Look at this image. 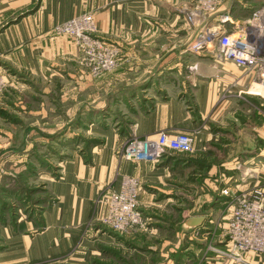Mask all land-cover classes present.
<instances>
[{
	"label": "crops",
	"instance_id": "obj_1",
	"mask_svg": "<svg viewBox=\"0 0 264 264\" xmlns=\"http://www.w3.org/2000/svg\"><path fill=\"white\" fill-rule=\"evenodd\" d=\"M261 4L264 0H228L207 17L193 13L194 22L189 23L186 15L193 12L191 0H0V75L15 77L20 83L21 76L45 79V71L50 72L48 77L62 71L67 78L68 100L72 99L76 74L70 62L75 47L66 35L55 34L53 28L76 15L92 13L98 37L115 43L119 49V68L105 79L106 89L112 88L110 95L115 97L108 95L99 101V106L85 108L82 116L90 109L106 111L118 104L133 111L129 136L144 139L154 138L161 131L186 132L193 136L194 150L167 153L158 163L125 162L117 156L126 142L125 133L98 131L91 119L89 130L99 132L102 138L89 151L91 163H84L79 154L68 159L61 177L51 185L57 201L43 213L45 228L33 236H21L7 228L4 231L7 246L0 253V264L44 259L69 250L81 235V225L94 212L100 190L119 175L128 173L140 179L144 190L139 194L138 204L142 211L172 206V198L178 197L174 187L192 190L189 168L192 172L208 170L211 178L204 187L207 191L214 188L215 175L223 171L227 175L224 186L231 192L254 187L264 190V95L253 94L257 90V70L218 59L215 44L199 53L188 49L203 27L226 29L227 22L236 27L247 21ZM222 15L227 16L224 23L220 22ZM65 65L66 71L61 69ZM21 90L41 94L40 99L33 97L41 103L44 93L49 91L27 85ZM148 95L151 97L147 99ZM157 95L168 96L162 99ZM174 95L190 105H180ZM191 108L194 115L189 111ZM76 120L75 115L73 125ZM66 135L69 137V130L62 136L70 141ZM195 153L210 156L214 161H194ZM160 184L163 189L157 188ZM118 187L117 183L109 190ZM205 197V211L184 214L180 220L186 223L190 217L202 216L201 225L193 228L206 229L214 221L220 228L227 227L228 197L221 194L227 201L224 207L228 208L223 216L217 214V208L223 205L215 199L216 191ZM152 218L162 220L156 214ZM191 238L187 235L184 239L188 240L186 249ZM86 244L85 253L93 247L90 241ZM226 244L227 241L224 248ZM84 262L83 256L58 264ZM204 264H264V253L248 252L243 262L217 257Z\"/></svg>",
	"mask_w": 264,
	"mask_h": 264
},
{
	"label": "rangeland",
	"instance_id": "obj_2",
	"mask_svg": "<svg viewBox=\"0 0 264 264\" xmlns=\"http://www.w3.org/2000/svg\"><path fill=\"white\" fill-rule=\"evenodd\" d=\"M194 4L195 0H191V10ZM189 14L188 12L186 16ZM187 22L193 23L194 18L187 19ZM228 24L225 26L226 30L237 34L239 27ZM55 27L53 32L57 34ZM92 35L102 41L104 46L91 44L87 36L76 35L71 38L66 35L75 47V56L70 63L75 70L76 82L72 84L75 89L73 94H70V97L72 96L70 100L66 93L67 78L62 75V71L50 77H48L50 72L45 71L47 73L45 79L21 76L23 82L20 83L15 77L0 75L2 83L0 86V253L7 246L6 233L4 234L7 228L21 236L22 234L33 236L45 228L43 213L49 211L52 204L57 201L51 185L61 177L63 167L69 162L68 159L79 154L84 163H91L89 151L95 144L101 142L99 140H102L98 135L99 132L89 130L88 122L91 119L90 123L96 126L98 131L110 130L113 133H125L126 142L117 151V156L122 161L137 162L125 157L126 150L132 143L147 139L127 134L130 133L133 111L124 106L120 107L116 104L106 111L94 108L82 116L85 108L99 106V101L108 95L115 97V94L110 95L112 88L106 89L105 79L115 74L119 68V49L115 43L98 37L96 22ZM61 69L66 71L67 65ZM26 85L33 89L40 87L45 91L49 90L43 95V103L33 100V97L40 99L41 94H36L33 90V93L27 94L21 90ZM151 95H148L147 99ZM165 96L157 95L156 97L164 99ZM174 99L185 107L190 105L178 100L176 95ZM151 100L153 101L149 98V101ZM189 111L194 115L195 110L191 108ZM75 115L77 120L76 125H73ZM80 117L82 120L78 119ZM68 130L70 135L66 137L70 138V141H66L62 136L68 133ZM73 131L75 134L72 133ZM193 151L192 148L191 152ZM195 155V158H192L194 161L199 160L204 163L214 161L207 155L199 156L197 153ZM163 156L158 160L148 161L158 163ZM187 171L191 172L193 178L192 186H190L192 190L174 187L173 191L178 197L172 198L174 202L172 206L163 205L156 210L148 207L146 211H142L138 204L142 213V224L128 231L119 230L108 218L107 201L110 194L117 190H109V188L117 183L120 186L126 174L117 176L116 181L100 190L95 200L94 212L86 223L81 225V235L69 250L44 259H26L13 264H58L83 256L85 264H204L212 258H225L220 252L224 251V243L228 240L226 226L220 228L217 225L218 222L214 221L206 229L189 228L184 226L185 222L180 219L184 214L187 216L205 211L207 209V204L204 203L205 195H212L215 191V199H219V205H223L217 208V214L223 216L228 208L224 207V205L227 206V201L221 198V194L229 199V195L245 191H229L224 186V179L227 177L225 171L215 175L214 188L208 191L204 189L206 182L211 178L207 169L192 172L193 170L189 168ZM127 175L134 177L128 173ZM137 180L138 202L139 194L144 188L140 179ZM168 183L173 182L164 184ZM198 184L203 185L202 188L195 189L194 186ZM157 188L163 189V184L158 185ZM201 202L203 204L198 207ZM180 211L183 214H174ZM155 214L162 220L155 221L152 218ZM187 235L192 237L188 249L185 246L188 240L184 241ZM86 241H90L93 247L91 251L85 253ZM200 245L202 248H199Z\"/></svg>",
	"mask_w": 264,
	"mask_h": 264
},
{
	"label": "built area",
	"instance_id": "obj_3",
	"mask_svg": "<svg viewBox=\"0 0 264 264\" xmlns=\"http://www.w3.org/2000/svg\"><path fill=\"white\" fill-rule=\"evenodd\" d=\"M225 1L195 0L193 12L187 19L192 20L193 13L207 17ZM225 21L227 16H220V22ZM94 26L93 15L85 13L55 27L54 30L57 34H65L71 38L76 35L87 36L91 44L104 46L102 41L92 35ZM236 26L239 27V31L233 40L228 30L222 27L203 28L188 49L193 53H199L215 44L219 59L234 61L239 67L248 70H257V90H253V94L264 95V4L254 9L247 21ZM1 84L0 78V86ZM192 146L193 136L189 133L171 134L161 131L155 138L132 143L127 148L125 157L136 161L158 160L169 152L190 153ZM138 189V180L125 175L119 188L108 198V218L119 230L128 231L142 224V213L137 202ZM228 207V240L220 254L226 259L243 262L244 255L248 252L264 253V190L254 187L249 191L229 195Z\"/></svg>",
	"mask_w": 264,
	"mask_h": 264
},
{
	"label": "water",
	"instance_id": "obj_4",
	"mask_svg": "<svg viewBox=\"0 0 264 264\" xmlns=\"http://www.w3.org/2000/svg\"><path fill=\"white\" fill-rule=\"evenodd\" d=\"M203 219L204 218L202 216L190 217L184 224L186 227L193 228V227L201 225V223L203 222Z\"/></svg>",
	"mask_w": 264,
	"mask_h": 264
},
{
	"label": "bare ground",
	"instance_id": "obj_5",
	"mask_svg": "<svg viewBox=\"0 0 264 264\" xmlns=\"http://www.w3.org/2000/svg\"><path fill=\"white\" fill-rule=\"evenodd\" d=\"M237 37V34L236 33H230V38L233 40Z\"/></svg>",
	"mask_w": 264,
	"mask_h": 264
}]
</instances>
